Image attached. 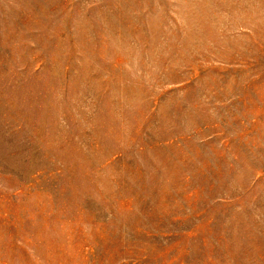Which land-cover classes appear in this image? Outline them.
<instances>
[{
    "label": "rangeland",
    "instance_id": "374dc122",
    "mask_svg": "<svg viewBox=\"0 0 264 264\" xmlns=\"http://www.w3.org/2000/svg\"><path fill=\"white\" fill-rule=\"evenodd\" d=\"M0 264H264V0H0Z\"/></svg>",
    "mask_w": 264,
    "mask_h": 264
}]
</instances>
